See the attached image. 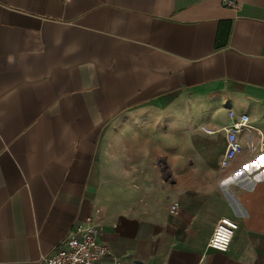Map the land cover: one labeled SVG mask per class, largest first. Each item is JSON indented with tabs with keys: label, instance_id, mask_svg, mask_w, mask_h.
Returning a JSON list of instances; mask_svg holds the SVG:
<instances>
[{
	"label": "crops",
	"instance_id": "1",
	"mask_svg": "<svg viewBox=\"0 0 264 264\" xmlns=\"http://www.w3.org/2000/svg\"><path fill=\"white\" fill-rule=\"evenodd\" d=\"M234 1L0 0V264L87 218L103 264H264V0Z\"/></svg>",
	"mask_w": 264,
	"mask_h": 264
},
{
	"label": "built area",
	"instance_id": "2",
	"mask_svg": "<svg viewBox=\"0 0 264 264\" xmlns=\"http://www.w3.org/2000/svg\"><path fill=\"white\" fill-rule=\"evenodd\" d=\"M222 5L231 9H238L234 0H222ZM230 124L219 129L225 133L226 147L220 159L221 167L230 165L234 158L242 151V145L238 140V133L242 130L251 129L247 114H236L228 111ZM207 134L214 131L203 129ZM264 148V139L260 142V149ZM177 204L169 206L168 212L174 214ZM238 223L227 216L220 217L208 240L209 249L225 253L234 236ZM108 254L107 247L99 239L98 226L91 218H87L78 224L70 234L59 244V246L48 255L41 257L42 264H103V257Z\"/></svg>",
	"mask_w": 264,
	"mask_h": 264
}]
</instances>
